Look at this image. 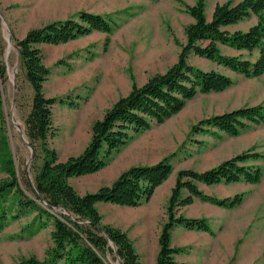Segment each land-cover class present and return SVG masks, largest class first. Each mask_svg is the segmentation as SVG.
Returning <instances> with one entry per match:
<instances>
[{"label":"rangeland","instance_id":"rangeland-1","mask_svg":"<svg viewBox=\"0 0 264 264\" xmlns=\"http://www.w3.org/2000/svg\"><path fill=\"white\" fill-rule=\"evenodd\" d=\"M208 1L206 6L210 8L229 0ZM231 1L236 3L240 0ZM194 2L0 0V12L14 45L6 57L4 32L8 31L4 30L0 20V43L3 47L0 61L6 68L5 79L0 78V182L8 178L4 159L11 158L17 169L30 167L26 165L31 157L30 150L22 137L27 140L24 121L31 107L33 90L26 79L15 39H22L28 31L52 22L72 18L79 21L81 12L99 15L111 22L109 34L93 31L65 44L37 46L42 54V63L51 70L43 93L48 98L64 101L53 107L56 134L48 143L59 160L65 161L85 149L93 123L101 119L120 97L126 96L133 83L142 86L150 77L165 73L177 62L186 42L185 29L193 22L185 11V5L191 6ZM252 19L245 22L244 27L252 24ZM188 63L203 70L223 72L232 79L233 85L222 92L196 96L163 124L152 125L147 131L132 135L106 160L103 169L69 179L76 192L83 195L110 185L130 167L155 165L169 157L173 172L148 201L140 203V215L146 218L144 228L150 234L153 229L148 217L155 215L160 218L157 221L161 227L166 220V206L177 171L191 169L203 172L248 150L264 156V126L253 125L236 137L222 135L218 138L191 133L192 127L205 118L244 107H264V74L259 78H244L193 54L188 56ZM10 75L15 77V84ZM67 102H73L75 107L68 106ZM40 164L41 159L36 162L37 166ZM246 164L259 166L262 170L259 184L199 185L204 194L215 198L241 194L243 198L239 206L223 209L196 200L178 210V214L184 217L193 214L207 219L214 231L208 251L223 257L225 264H264V159ZM112 205H102L97 210L102 224L114 227L123 222L122 214L126 209ZM35 218V213L28 212L17 220H8L0 231V264H16L32 256L39 260L46 258V252L53 246L50 237L52 224L49 221L45 228L36 231ZM105 261L120 264L115 255L107 254Z\"/></svg>","mask_w":264,"mask_h":264},{"label":"trees","instance_id":"trees-1","mask_svg":"<svg viewBox=\"0 0 264 264\" xmlns=\"http://www.w3.org/2000/svg\"><path fill=\"white\" fill-rule=\"evenodd\" d=\"M207 2L195 0L193 5H185V11L193 22L185 29L186 42L177 62L165 73L150 77L142 86L133 83L130 92L120 97L101 119L93 123L85 149L65 161L59 160L48 143L56 134L53 107L64 101L48 98L43 93L51 70L42 63V54L37 46L65 44L93 31L109 34L111 22L99 15L81 12L79 21L72 18L52 22L28 31L22 39H15L26 79L33 90L31 107L24 121L25 136L33 155L29 169H17L11 158L3 160L8 178L0 182V231L8 220H17L33 212L36 231L51 221L53 245L44 260L32 256L16 264H59L60 261L63 264H108L105 256L115 255L109 241L116 247L120 264H141L128 235L118 228L102 224L96 204L138 207L142 201H148L173 172L169 157L155 165L130 167L110 185L83 195L76 192L69 179L103 169L106 160L132 135L147 131L152 125L163 124L196 96L222 92L233 85L232 79L223 72L203 70L189 64L190 54L244 78H259L264 74V0H240L236 3L229 0L216 4L209 20L205 16ZM252 18L256 22L247 30L229 29ZM2 48L0 43V55ZM5 69L0 61L1 79H5ZM66 104L75 107L73 102ZM253 125L264 126L262 105L205 118L192 127L191 133L218 138L222 135L236 137ZM39 159L41 164L37 166ZM263 159L262 154L248 150L203 172L191 169L177 171L166 206V220L158 238L156 264H186L175 260L183 249L170 244L174 228L181 226L213 235L207 219L186 218L178 214L180 208L192 205L195 199L224 209H233L242 202L241 194L221 199L207 196L199 185L259 184L262 170L246 163Z\"/></svg>","mask_w":264,"mask_h":264},{"label":"crops","instance_id":"crops-1","mask_svg":"<svg viewBox=\"0 0 264 264\" xmlns=\"http://www.w3.org/2000/svg\"><path fill=\"white\" fill-rule=\"evenodd\" d=\"M209 2V1H208ZM215 5L208 8L206 6L205 16L209 20L212 16ZM251 20V19H250ZM254 22L246 27L243 21L237 25L229 27L230 30H247ZM249 21V20H248ZM24 35V34H23ZM198 199H195L196 201ZM200 201V200H198ZM194 203V202H193ZM102 205H110L105 203L96 204V208ZM113 206V205H112ZM115 206V205H114ZM190 206V205H189ZM119 207V206H116ZM187 207V206H186ZM125 212L122 214V223L113 225L115 228L125 232L133 243V247L138 254L141 264H156L159 251L158 237L160 235L161 226L155 215L148 217V222H152V233L148 232L145 227V216L140 215V206L138 207H122ZM220 208V207H218ZM224 209V208H223ZM186 218H201L199 215H187ZM210 222H212L210 220ZM213 229V228H212ZM155 231V232H154ZM214 232V231H213ZM212 236L208 233L196 230H188L184 227H176L173 229L170 238L172 247L182 248V253L175 256V260L179 263L186 264H225L223 257L217 256L208 251V246ZM193 251H196L195 253ZM220 257V258H219Z\"/></svg>","mask_w":264,"mask_h":264},{"label":"water","instance_id":"water-1","mask_svg":"<svg viewBox=\"0 0 264 264\" xmlns=\"http://www.w3.org/2000/svg\"><path fill=\"white\" fill-rule=\"evenodd\" d=\"M0 20H1L2 26L4 27V30L5 31H8V33L7 32H4L5 33V40L7 42V49L5 51V56L7 57L9 55V53H10V48L11 47H14V45L12 44V34H11V32H9V27L6 24V21H5L4 17L1 15V12H0ZM16 72H17V68L14 69V76H15ZM14 76L11 77V75H10V78H11L13 84H15V81H14V78L15 77ZM13 108H14V105H13ZM11 117H12V114H11ZM16 127H17V125H16ZM22 140L24 141V143L28 146V148L30 150L31 157H30V160H28L27 161V164H26L27 167H29L30 166V163H31V158H32V155H33V150L30 147L29 142L24 137H22ZM109 243H110V246L113 248V250L115 252V256H116L117 261L119 263H121L120 259L118 258L117 254H116V247H115V245L111 241H109Z\"/></svg>","mask_w":264,"mask_h":264}]
</instances>
